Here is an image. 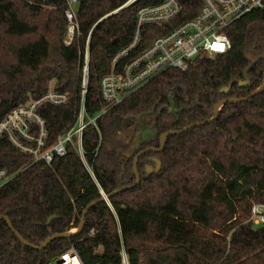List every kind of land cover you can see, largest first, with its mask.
Listing matches in <instances>:
<instances>
[{
  "label": "trees",
  "instance_id": "trees-1",
  "mask_svg": "<svg viewBox=\"0 0 264 264\" xmlns=\"http://www.w3.org/2000/svg\"><path fill=\"white\" fill-rule=\"evenodd\" d=\"M127 1L79 0L81 34L67 44L66 0H0V119L51 88L66 92V104L40 107L47 145L56 142L80 109L88 38L86 110L100 112L106 105L101 79L131 42L139 8L162 0ZM181 2L172 21L143 27L130 57L203 6L202 0ZM226 33L232 45L225 53L162 71L103 113L97 126L87 125V163L73 144L47 163L33 162L7 136L0 139V168L17 172L0 187V216L14 226L0 219V264H49L72 245L85 264H119L122 242L131 264H264V225L247 221L252 203H264V88L246 100L225 101L211 122L169 133L161 148L165 132L209 119L223 100L262 85L264 7L236 19ZM148 147L156 149L139 157L136 171L134 158ZM96 200L83 229L44 248L17 236L40 245L79 227Z\"/></svg>",
  "mask_w": 264,
  "mask_h": 264
},
{
  "label": "built area",
  "instance_id": "built-area-1",
  "mask_svg": "<svg viewBox=\"0 0 264 264\" xmlns=\"http://www.w3.org/2000/svg\"><path fill=\"white\" fill-rule=\"evenodd\" d=\"M135 1L137 0H128L124 5ZM202 1L203 6L195 17L158 35L151 44L130 57L131 53L139 47L143 37V27L147 24L164 26L182 12L183 4L181 0H162L158 4L144 5L139 8L131 42L114 55L112 59L114 70L101 79L100 90L106 105L95 116H89L86 110L90 62L88 38L83 64L81 105L74 123L58 137L56 142L47 145L48 129L46 120L40 113V107L44 103L63 105L69 101L68 93L51 88L41 97L32 98L7 112L0 119V139L7 136L13 145L32 154L33 162L51 163L56 156L66 154L69 144H73L85 160L82 141L87 125L97 126V119L103 113L120 104L130 93L145 85L162 71L168 68L187 69L204 55L214 56L228 51L232 45L226 33L228 26L255 8L264 7V0ZM66 5L65 15L68 21L66 43L70 44L76 36L81 34L77 15L79 0H66ZM44 6L49 5L44 4ZM127 57L130 58L116 71L115 68ZM16 174L17 172H10L7 168H0V187L12 180ZM249 221L257 226L264 225L263 202L252 203ZM95 233L96 229L93 228L90 235ZM49 264L85 263L78 250L72 245ZM119 264H131L123 242Z\"/></svg>",
  "mask_w": 264,
  "mask_h": 264
},
{
  "label": "water",
  "instance_id": "water-1",
  "mask_svg": "<svg viewBox=\"0 0 264 264\" xmlns=\"http://www.w3.org/2000/svg\"><path fill=\"white\" fill-rule=\"evenodd\" d=\"M263 88H264V81H263L262 85H261L258 89H256L254 92H252L251 94H249V95H247V96H245V97H241V98H234V97H231V98L225 99V100H223L222 102H220V103L216 106L215 114H214L213 117H211V118H209V119H206V120L196 121V122L190 123L188 126H186V127H184V128H181V129H173V130H170V131L165 132V133L162 134V136H161V148L164 146V144H165V140H166V136H167L169 133H179V132H183V131H186V130H188L189 128L193 127L194 125H200V124H205V123L211 122V121H213V120L216 118V116L218 115V112H219L221 106L223 105V103H224L225 101L236 102V101L246 100V99L250 98L252 95H254V94L260 92ZM155 149H156V148H154V147H148V148H146V149L141 150V151L136 155V157L134 158V169H135L136 171H137V162H138L139 157H140L142 154H144L145 152L150 151V150H155ZM127 187H129V186H125V187H123V188H120V189L114 191L113 193H115V192H119V191H121V190H123V189H125V188H127ZM109 196H110V194H109V195H105V196H104L103 198H101V199H107V198H109ZM98 201H99V200H96V201L91 202V203H90V204L84 209V211H83V216H82V219H81V223H80L79 227H77V230H75V231H74V230H70V231H67V232H64V233H56V234H53V235L47 237V238H46V239H45L40 245H36V244L30 242L29 240L25 239V238H24L19 232H17V236L20 238V240H21L23 243H25V244H27V245H29V246H31V247L40 248V249H41V248H44V247H45L50 241H52L53 239H55V238H57V237H68V236H70V235H72V234H74V233L80 231L81 229H83V227H84V225H85V219H86V214H87L88 210H89L93 205H95ZM1 218H5V219L7 220V222H8V224H9V226H10L11 228H14L13 223H12V221L10 220L9 216H7V215H2V216H0V219H1Z\"/></svg>",
  "mask_w": 264,
  "mask_h": 264
},
{
  "label": "rangeland",
  "instance_id": "rangeland-1",
  "mask_svg": "<svg viewBox=\"0 0 264 264\" xmlns=\"http://www.w3.org/2000/svg\"><path fill=\"white\" fill-rule=\"evenodd\" d=\"M53 84H54V82L51 83L52 86H53ZM144 119H145V122H148L149 117L146 116V117H144ZM148 127H150V126H147V127H145V125L143 126V131H144L145 133L148 132V130H149ZM150 130H151V129H150ZM146 131H147V132H146ZM144 132H143V133H144ZM255 201H258V200H255ZM247 221H249V217H248ZM253 226H254V227H258L257 225H254V224H253ZM71 230H74V231H75V230H77V228H73V229H71Z\"/></svg>",
  "mask_w": 264,
  "mask_h": 264
}]
</instances>
